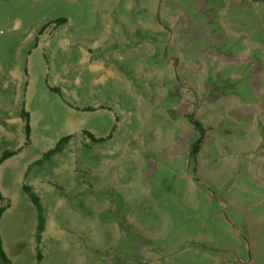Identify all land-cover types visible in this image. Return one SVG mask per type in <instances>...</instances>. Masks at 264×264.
Wrapping results in <instances>:
<instances>
[{
  "label": "rangeland",
  "instance_id": "1",
  "mask_svg": "<svg viewBox=\"0 0 264 264\" xmlns=\"http://www.w3.org/2000/svg\"><path fill=\"white\" fill-rule=\"evenodd\" d=\"M12 151L11 264H264V0H0Z\"/></svg>",
  "mask_w": 264,
  "mask_h": 264
},
{
  "label": "trees",
  "instance_id": "2",
  "mask_svg": "<svg viewBox=\"0 0 264 264\" xmlns=\"http://www.w3.org/2000/svg\"><path fill=\"white\" fill-rule=\"evenodd\" d=\"M27 117H29V113L27 111H25V114H23ZM189 119H191V121L197 126L199 127L202 131H204V128L202 127V124L197 121L194 120L193 117L190 115ZM27 132H28V140H29V132H30V125L29 122H27ZM86 134L92 138L93 141L95 142H100V141H104L106 138L105 137H95L93 133H91L90 131H86ZM111 136V134L109 135ZM73 137V134H69L66 136H63L62 138L59 139V141L56 143V145L49 149L48 151H46L43 156L39 159H37L33 164L34 165H42L48 161H50L52 159V157H54V155L62 153L66 147V145L68 144V142L70 141V139ZM201 141V140H200ZM198 145L194 148V153H196L198 151ZM15 151L12 152H6L2 158L0 159V161L2 162L4 159H6L7 157L15 154ZM23 189L24 191L28 194V196L30 197V199L32 200V202L34 203L36 210H37V218H38V222H37V228H36V241L38 243V259H41V251L39 249V245L42 241V237H43V232L45 231L46 228V215H45V209H44V205L41 201V197L39 196V194L37 192L34 191V189L32 188V186L30 184L24 183L23 184ZM4 196L1 194L0 192V200H3ZM10 203L8 202L6 205L0 206V218L2 217L3 212L5 211V209L7 207H9ZM0 264H11V260L10 258L7 256L4 248H3V241H2V237L0 235Z\"/></svg>",
  "mask_w": 264,
  "mask_h": 264
}]
</instances>
